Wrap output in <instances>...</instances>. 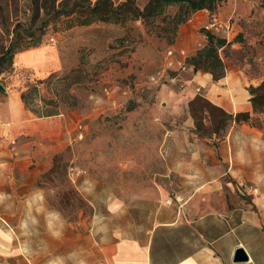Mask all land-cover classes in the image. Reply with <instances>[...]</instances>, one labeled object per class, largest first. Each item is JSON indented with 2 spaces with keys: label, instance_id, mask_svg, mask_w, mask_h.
I'll list each match as a JSON object with an SVG mask.
<instances>
[{
  "label": "rangeland",
  "instance_id": "rangeland-1",
  "mask_svg": "<svg viewBox=\"0 0 264 264\" xmlns=\"http://www.w3.org/2000/svg\"><path fill=\"white\" fill-rule=\"evenodd\" d=\"M95 1L0 0V47L13 42L23 48L41 36L42 44L58 46L64 61L62 69L42 77L30 68L18 66L16 53L12 66L0 73V81L12 88L31 91L28 108L36 116L62 118L68 130L62 148L54 155L48 170L36 177L34 187L42 191L53 209L72 220L89 214L90 207L76 187V175L71 174V167L83 169L86 174L114 186L116 194L125 200L139 196L158 198L163 204L181 209V200L177 198L181 178L169 172L163 155L169 136L167 130L177 119L174 109H181L161 94V85L178 87L167 83L151 84L149 77L162 66L165 51L177 42L189 46L191 55L206 44L203 26L209 14L192 26L193 35L185 39L179 33L188 20L179 25L175 36H171L165 28L168 21L163 16L150 23L128 18L124 21L97 20L83 25L74 18L76 15L61 12L76 3ZM113 1L118 5L125 0ZM147 1L136 0V3L143 8ZM263 1L223 0L212 11L225 21L235 23L230 43L221 51L225 63L243 68L251 78L260 80L257 85L264 80ZM237 3L241 4V11L234 15ZM176 9L168 8L165 14L173 15ZM195 16L194 13L190 18ZM37 27L31 37L23 30ZM251 85L254 84L249 87ZM105 88L111 89L109 96ZM192 90L195 95L199 94L193 86ZM259 118V122L249 124L254 128L252 131L235 134L264 137V114ZM236 126L238 124H233L225 134L213 137H224ZM80 131L83 137H79ZM194 135L198 136L196 131ZM259 147V154L246 150L244 156L247 160L253 158L250 162L260 174L242 176L235 182L252 188L250 194L242 196L248 200L252 196L262 200L264 214V181H257V177H264V140ZM4 174L7 178L13 177L14 189L27 177L21 169L0 167L3 197L4 187L9 186L4 184ZM18 191L17 196L14 192L11 209L4 208L3 200L0 201V232L6 230L12 234L7 243L0 239V248L20 249L21 244H27L24 232L30 225L22 219L29 215L30 209L24 193ZM33 198L37 199V194ZM197 210L203 212L207 208ZM27 246H31L30 243Z\"/></svg>",
  "mask_w": 264,
  "mask_h": 264
},
{
  "label": "crops",
  "instance_id": "crops-1",
  "mask_svg": "<svg viewBox=\"0 0 264 264\" xmlns=\"http://www.w3.org/2000/svg\"><path fill=\"white\" fill-rule=\"evenodd\" d=\"M240 7L237 3L234 15L240 14ZM208 14L206 9L197 11L195 20L183 25L180 37H191L192 26ZM171 47L190 52L189 46L179 42ZM15 62L42 77L64 66L54 44L20 51ZM183 78L186 82L178 89L161 85V94L181 109H174L177 119L167 130L169 136L163 147L169 172L181 178L177 194L181 209L158 198L125 200L116 194L114 186L85 172L76 175L74 182L90 213L76 220L66 219L53 209L42 191L34 187L36 177L48 170L62 148L68 133L65 121L36 116L23 102L21 89L0 81L5 87L0 90V165L5 170L21 169L27 176L14 189L13 177L4 174V184L9 186L4 187L0 201L4 208L11 209L14 192L17 196L20 189L30 209L22 219L30 225L24 232L27 244H21L20 249L0 248L3 264H49L57 258L62 264H264L262 200L255 196L245 199L242 195L250 194L252 188L235 182L242 176L260 174L250 162L253 158L247 160L244 153L254 150L259 154L264 137L235 134L252 131L247 123L238 124L224 137H199L194 135L195 123L188 111L189 101L195 96L192 86L200 87L199 94L229 113L252 111L248 87L260 80L228 63L226 75L218 81L202 71L187 73ZM11 140L17 144H10ZM35 194L37 199L33 198ZM114 201L122 202L123 207L112 214L106 202ZM200 207L207 210L198 212ZM101 216L103 220L94 224V218ZM10 236L6 230L0 232L5 243ZM29 243L31 246H27ZM239 248L245 250L246 260H236Z\"/></svg>",
  "mask_w": 264,
  "mask_h": 264
},
{
  "label": "trees",
  "instance_id": "trees-1",
  "mask_svg": "<svg viewBox=\"0 0 264 264\" xmlns=\"http://www.w3.org/2000/svg\"><path fill=\"white\" fill-rule=\"evenodd\" d=\"M221 1L223 0H148L141 8L137 5L136 0H125L118 5L113 0H96L94 3H76L70 8L61 9V12L68 16L76 15L74 18L78 19L79 23L83 25L91 24L97 20L106 22L124 21L128 18L143 19L150 23L154 19L163 16L168 21V25L165 27L166 30L169 31L171 36H175L179 25L186 22L192 14L203 9L212 12ZM81 7L85 9L81 11ZM171 7L177 8L175 13L173 15L165 14L166 10ZM262 7L264 8V1ZM37 29L38 27L32 30L25 28L23 30L31 37ZM205 36L206 44L198 49L196 53L190 55L187 61L193 72H208L212 74L215 81H218L226 75V63L221 51L228 46L230 41L208 31H205ZM41 44V36H38L23 48L13 42H10L8 46L0 47V73L12 66L16 53ZM248 90L251 95L252 111H238L236 113H229L208 98L199 94L195 95L189 101L188 109L194 120V130L198 136L210 138L213 135L225 134L233 124L259 122V117L264 114V80L257 86L251 85ZM30 94L31 91H22L21 93V98L27 107H29Z\"/></svg>",
  "mask_w": 264,
  "mask_h": 264
},
{
  "label": "built area",
  "instance_id": "built-area-1",
  "mask_svg": "<svg viewBox=\"0 0 264 264\" xmlns=\"http://www.w3.org/2000/svg\"><path fill=\"white\" fill-rule=\"evenodd\" d=\"M194 18H189L188 21H193ZM205 31L211 32L215 35L221 36L228 41L231 40V35L234 33V23L224 21L217 13H209V18L203 26ZM54 42V38H51ZM190 52L186 49L168 48L163 56V63L160 69L149 77L151 84H171L178 87H183L186 80L183 76L187 73H193L192 67L189 65L187 59L190 57ZM197 93H200L201 88H196ZM105 94H111L110 88L104 89ZM115 102V101H113ZM82 126H80V129ZM79 137H83V132H79ZM10 144L15 145L16 140H11ZM71 174L79 175L85 173L83 169L70 168Z\"/></svg>",
  "mask_w": 264,
  "mask_h": 264
},
{
  "label": "clouds",
  "instance_id": "clouds-1",
  "mask_svg": "<svg viewBox=\"0 0 264 264\" xmlns=\"http://www.w3.org/2000/svg\"><path fill=\"white\" fill-rule=\"evenodd\" d=\"M0 167H3V165H0ZM257 181H264V177H257ZM3 194H0V199H2ZM106 206H107V210L109 213L115 214L117 213L122 207V202H118V201H114L112 203H107L106 202ZM97 220L102 221L103 217H96L94 218L93 223L95 224L97 222ZM24 224L22 223L21 227H23ZM49 264H62V261L60 260V258H57V260H52L49 262Z\"/></svg>",
  "mask_w": 264,
  "mask_h": 264
},
{
  "label": "water",
  "instance_id": "water-1",
  "mask_svg": "<svg viewBox=\"0 0 264 264\" xmlns=\"http://www.w3.org/2000/svg\"><path fill=\"white\" fill-rule=\"evenodd\" d=\"M0 90H5V87L4 85L0 82ZM236 260L238 261H242V260H246L248 258L245 250L243 248H239L237 250V253H236Z\"/></svg>",
  "mask_w": 264,
  "mask_h": 264
}]
</instances>
